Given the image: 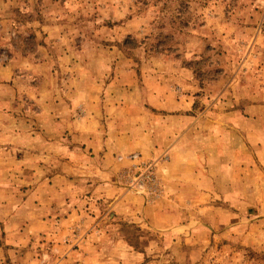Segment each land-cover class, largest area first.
I'll return each instance as SVG.
<instances>
[{"label": "rangeland", "instance_id": "374dc122", "mask_svg": "<svg viewBox=\"0 0 264 264\" xmlns=\"http://www.w3.org/2000/svg\"><path fill=\"white\" fill-rule=\"evenodd\" d=\"M9 62L22 96L19 109L0 113V264H264V184L254 169L264 176V0H0V63ZM47 105L58 107L57 124ZM23 128L39 135L26 144L37 152L27 170L43 169L38 182L12 150ZM182 128L205 159L199 168L210 157L217 169L232 163L231 182L219 181L211 202L216 222L203 254L196 222L188 231L197 235L170 244L112 207L120 190L162 196L166 136ZM64 169L69 207L55 228L71 222L56 237L35 230L33 196L43 181L47 200ZM148 238L157 246L146 249Z\"/></svg>", "mask_w": 264, "mask_h": 264}, {"label": "crops", "instance_id": "0c3cea01", "mask_svg": "<svg viewBox=\"0 0 264 264\" xmlns=\"http://www.w3.org/2000/svg\"><path fill=\"white\" fill-rule=\"evenodd\" d=\"M245 29L247 30V27H245ZM29 75L34 77L37 76L38 73L33 70L29 73ZM18 84L19 79L18 72H16V64L12 62L3 64L0 63V113L12 109H19L16 108V105H19V103H17V98L22 96V90ZM58 106L63 107L62 103ZM47 108L49 110L48 112H50L51 115L53 114V116H49V120H52L54 124H57V119L55 120L54 118L60 114L56 111L58 110V107L51 109L50 105H47ZM61 115L62 123L64 122L62 126L65 132L68 130V127L71 126V120L64 116V112H62ZM184 122L187 123L189 120H185ZM16 136L18 142L16 146L14 145V147H12V150L18 151V166L20 169L23 168V172L34 174L36 182H38V175L41 174L43 169L40 171L38 164L37 166L30 167L32 170H27V168H29L27 166L29 162L28 157H30L31 154H37V152L36 150H30L29 146L26 144L29 142H36V140L39 138V135L30 134L23 128L21 133L17 134ZM192 137V139H195L194 136ZM166 138L167 143L166 149L164 151L167 152L169 157L168 161L166 162L167 172L163 175L164 180L162 181V196L157 200H150L146 198L144 199L142 197L124 195L123 191L120 190L118 196L112 203V207L116 215H120L123 220H129L130 222L137 224L142 228L143 231L152 230L159 233L160 236H164L165 241L167 240V242L170 244H177L185 237L188 238L189 236L194 237L197 235L195 232L191 233L188 231L190 229V224L196 222L198 228L201 230L202 235H200V237L196 236L197 241L195 243V249H202L201 253H204L208 248V245L205 246L209 242L208 238L213 235V231H209V229L214 228L212 223L216 222V208L211 202L217 196L219 181L223 179L225 183L231 182L232 168L230 165L232 163L230 160L226 162L225 159L221 169H217V167L214 166L217 165L215 162L216 157H210L207 161L208 168H199L202 166V162H205V159H202V156H200L199 152L201 151L198 147V144H194L192 146L188 144V138H190V136L186 133V131H184V128H182V132L180 131L175 140H171L169 135H167ZM61 146L63 147V152L68 154V152L71 151L70 148H72L73 145L70 144V146H68L66 143L62 144ZM83 154L84 152H82V156ZM260 155L263 156V154H258L257 156ZM0 156L4 155L0 154ZM242 157H244V154H242ZM84 158V161L86 162H82L83 164L81 163L79 166L82 168H87V157ZM37 160L38 155L36 161ZM260 160L262 161V157ZM242 163L240 162L241 167ZM245 164L255 166L250 156L246 159ZM254 169L258 170V172L256 171L258 174L257 182L259 183V181H261L264 184V176L262 175L261 171H259L258 166H255ZM57 174L58 175L54 179L53 186L50 187V191H54V193L50 195L47 200L44 199V197H42L40 194L42 193L41 190L43 188L50 186V183L47 185L46 182L43 183V181H39L38 188L34 192L35 199L33 196V204H36V199L39 200V203L36 204L37 213L34 215V228L36 231L44 230L45 228H51L50 230L54 236L62 237L66 232L62 226H65L71 222V218L66 220L64 217V219L60 221L57 228H55L57 224V222H55V218H57V213L60 212V209H62L61 211H64L67 209V207H69L65 192L69 182L66 181V169L62 170V172H58ZM62 175L64 178L61 177ZM61 178H63L65 181L64 188H62L59 184L57 185L58 180ZM261 188L264 190V187ZM57 190H62L61 196H63L65 199L63 206L60 204L59 199H57L59 197H57V194H55ZM230 196L231 194L228 195V197ZM186 205H188L194 211H190V214L193 215L192 219H189L186 215ZM68 210H70V208ZM83 224L85 225H78L81 233H84L87 230L85 228L87 227L88 222H83ZM93 224L94 225H92V228H94L95 231L99 233V236L103 237V235H101L102 232H104L103 226L101 225L102 228H98L101 223ZM228 234L230 237L229 239L234 240V238H231L232 232L228 231ZM90 235L94 236L93 232ZM156 244L157 241L150 240L148 238L145 242V248L152 249L154 246H157Z\"/></svg>", "mask_w": 264, "mask_h": 264}, {"label": "built area", "instance_id": "2783aa9c", "mask_svg": "<svg viewBox=\"0 0 264 264\" xmlns=\"http://www.w3.org/2000/svg\"><path fill=\"white\" fill-rule=\"evenodd\" d=\"M146 174H147L146 175L147 178H151V180H153L154 175L151 172L149 173V170H148V173H146Z\"/></svg>", "mask_w": 264, "mask_h": 264}]
</instances>
